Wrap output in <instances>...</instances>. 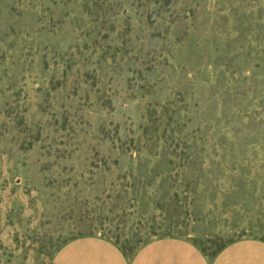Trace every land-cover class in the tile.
Listing matches in <instances>:
<instances>
[{
	"label": "rangeland",
	"instance_id": "obj_1",
	"mask_svg": "<svg viewBox=\"0 0 264 264\" xmlns=\"http://www.w3.org/2000/svg\"><path fill=\"white\" fill-rule=\"evenodd\" d=\"M85 236L264 240V0H0V264Z\"/></svg>",
	"mask_w": 264,
	"mask_h": 264
},
{
	"label": "crops",
	"instance_id": "obj_2",
	"mask_svg": "<svg viewBox=\"0 0 264 264\" xmlns=\"http://www.w3.org/2000/svg\"><path fill=\"white\" fill-rule=\"evenodd\" d=\"M51 264H264V240H238L209 257L188 239L166 237L129 256L106 238L85 236L65 244Z\"/></svg>",
	"mask_w": 264,
	"mask_h": 264
},
{
	"label": "trees",
	"instance_id": "obj_3",
	"mask_svg": "<svg viewBox=\"0 0 264 264\" xmlns=\"http://www.w3.org/2000/svg\"><path fill=\"white\" fill-rule=\"evenodd\" d=\"M67 243H68V242H67ZM67 243H65V244H67ZM65 244H64V245H65ZM118 244H119V243H117V245H118ZM230 244H231V243H230ZM64 245H63V246H64ZM63 246H62V247H63ZM118 246H119V245H118ZM62 247H61V248H62ZM119 247H120V246H119ZM225 247H227V246L222 245L220 248H218L217 251L213 253L212 257H214V256H216L218 253H220ZM61 248H60V249H61ZM120 249L123 251L124 254L128 255V253H127L122 247H120ZM201 250H202V249H201ZM202 252L204 253L203 250H202ZM132 255H134V254H132ZM132 255H129V256H132Z\"/></svg>",
	"mask_w": 264,
	"mask_h": 264
}]
</instances>
